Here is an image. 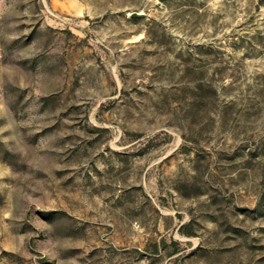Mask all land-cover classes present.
Masks as SVG:
<instances>
[{"label":"rangeland","instance_id":"1","mask_svg":"<svg viewBox=\"0 0 264 264\" xmlns=\"http://www.w3.org/2000/svg\"><path fill=\"white\" fill-rule=\"evenodd\" d=\"M0 264H264V0H0Z\"/></svg>","mask_w":264,"mask_h":264}]
</instances>
